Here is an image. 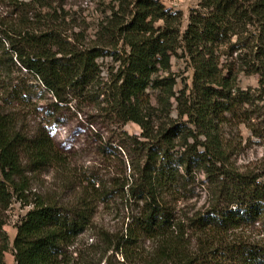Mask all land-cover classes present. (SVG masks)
I'll return each mask as SVG.
<instances>
[{
	"label": "trees",
	"instance_id": "16d2710c",
	"mask_svg": "<svg viewBox=\"0 0 264 264\" xmlns=\"http://www.w3.org/2000/svg\"><path fill=\"white\" fill-rule=\"evenodd\" d=\"M117 1L121 8L127 2ZM201 1L208 12H191L184 32L183 14L158 0H134V12L124 21L115 12L116 32L102 27L100 34L107 33L103 45L116 47L122 41L130 48L120 57L115 84L103 92L119 122L135 123L142 130L130 142L139 156L131 162V182L126 178L113 189L90 183L70 198L28 193L29 174L52 168L64 175L67 158L46 126L30 133L18 126L15 115L0 111V264H6L10 249L4 226L14 199L32 204L17 225L15 264H264V245L226 238L231 230L264 222V173L241 172L230 160L222 125L228 115L237 114L239 105L248 103L249 95L234 89L233 71L223 73L218 52L230 36L258 23L261 35L249 54H239L238 62L241 69L260 71L264 77V0ZM0 2L13 9L12 19L0 20V61L7 55L32 73L56 99L50 104L54 111L67 102L69 93L89 95L100 77L97 59L106 55L105 47L65 43L57 30L36 32L29 17L20 14L26 7L35 9L36 0ZM159 20L164 25L156 28ZM180 47L189 53L194 69L189 94L186 90L177 94L175 80L157 76L170 69L171 56ZM149 90L160 91L159 105ZM10 96L20 102L27 99L23 90H13ZM172 97L178 101L176 116ZM195 170L210 182L213 200L207 210L189 217L200 244L192 253L182 238L184 225L177 221L173 201L188 191V176ZM113 190L128 194L137 207L131 209L122 232L112 236L100 232L107 246L97 260L90 251L96 243L85 249L75 244L93 225L99 203L108 202ZM146 241L153 243L148 257L138 252ZM119 253L122 261L117 260Z\"/></svg>",
	"mask_w": 264,
	"mask_h": 264
},
{
	"label": "rangeland",
	"instance_id": "374dc122",
	"mask_svg": "<svg viewBox=\"0 0 264 264\" xmlns=\"http://www.w3.org/2000/svg\"><path fill=\"white\" fill-rule=\"evenodd\" d=\"M158 1L172 12L180 11L183 14L182 32L188 25L191 12H208L201 6V0ZM132 2L134 0H127L121 8L117 0H36L33 6L35 9L29 6L20 13L25 18L29 17L28 22L38 33L42 30H57L67 40L65 43L74 42L85 47L97 44V47H105L106 54L97 59L101 74L90 94L69 93L67 102L62 103L55 111L50 105L56 101L53 94L48 92L32 73L18 63L14 64L7 55L0 61V111L15 115L18 126L30 133L36 131L40 125L46 126L68 162L64 175L52 168L39 174H29L31 187L28 193L70 198L73 194L81 193L83 186L90 183H94L96 187L104 185L113 189L115 186L120 188L126 178L131 182V162L138 160L139 156L130 142L131 138L139 137L142 130L135 123L119 122L110 111L103 92L115 84L121 64L120 57L122 58L130 48L123 45L122 41H119L116 47L105 46L103 40L106 39L107 33H100L104 30L103 26L117 31V27L112 24L115 12H118L123 21L131 18L134 12ZM12 11L6 3L0 2L1 21L12 19ZM15 17L14 14L13 18ZM163 25V20L154 24L156 28ZM243 29L241 33L230 36L227 44L219 49V66L226 75L227 71L232 69V76L236 78L234 89L247 93L249 101L237 107L236 115H228L222 125L221 136L229 147L231 162L241 172L254 175L264 173V77L260 71L241 69L238 56L250 53L261 35V29L258 23L256 26L247 25ZM193 73L190 55L180 47L171 56L170 69L159 71L157 76L175 80L174 91L177 94H181L179 90H186V94H189ZM13 90H23L27 98L25 102L13 99L10 96ZM149 92L154 102L159 105L157 98L160 91ZM170 102L173 104L172 114L176 116L177 110L174 108L178 101L172 97ZM188 178V191H183V194L173 201V205L176 206L177 221L184 225L182 238L188 245V250L196 253L200 244L195 230L189 225V217L210 207L213 200L212 186L205 174L199 170L193 171ZM111 196L108 202L99 203L93 225L78 237L75 244L79 249H85L86 244L96 243L95 249L90 251L97 254V260L102 257L107 246L102 242L104 239L100 232L106 231L109 236L122 232L131 209L137 207L135 200L129 199L128 194L122 196L114 191ZM31 207V203L26 204L14 199L6 212L4 230L10 241V249L5 253L6 264H15L13 241L17 225ZM226 238L229 241L244 240L264 245V222L260 220L231 230ZM152 251L151 241L139 245L138 252L144 257H148ZM111 254L112 250L107 256ZM117 260H123L120 253L117 254ZM104 263L102 261L99 264ZM113 264L119 263L113 261Z\"/></svg>",
	"mask_w": 264,
	"mask_h": 264
}]
</instances>
